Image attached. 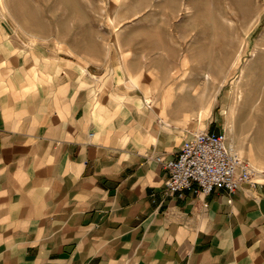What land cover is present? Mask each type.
I'll list each match as a JSON object with an SVG mask.
<instances>
[{
	"label": "crops",
	"instance_id": "obj_1",
	"mask_svg": "<svg viewBox=\"0 0 264 264\" xmlns=\"http://www.w3.org/2000/svg\"><path fill=\"white\" fill-rule=\"evenodd\" d=\"M140 79L0 18V264H264V173L234 194L166 195L154 157L194 128L165 120Z\"/></svg>",
	"mask_w": 264,
	"mask_h": 264
},
{
	"label": "rangeland",
	"instance_id": "obj_2",
	"mask_svg": "<svg viewBox=\"0 0 264 264\" xmlns=\"http://www.w3.org/2000/svg\"><path fill=\"white\" fill-rule=\"evenodd\" d=\"M0 18L56 56L140 76L165 120L223 130L264 171V0H0Z\"/></svg>",
	"mask_w": 264,
	"mask_h": 264
},
{
	"label": "built area",
	"instance_id": "obj_3",
	"mask_svg": "<svg viewBox=\"0 0 264 264\" xmlns=\"http://www.w3.org/2000/svg\"><path fill=\"white\" fill-rule=\"evenodd\" d=\"M155 160L169 173L163 192L172 195L188 190L194 195L209 194L215 187L234 194L243 183H260L264 171L254 168L228 144L223 130L198 129L183 140L177 155Z\"/></svg>",
	"mask_w": 264,
	"mask_h": 264
},
{
	"label": "bare ground",
	"instance_id": "obj_4",
	"mask_svg": "<svg viewBox=\"0 0 264 264\" xmlns=\"http://www.w3.org/2000/svg\"><path fill=\"white\" fill-rule=\"evenodd\" d=\"M206 76L209 78V74H207ZM208 81H210V80H208ZM212 81H213V80H212ZM208 83H209V82H208ZM204 96H205V93L203 92V93H202V96H200V97L203 98ZM234 111H235V110L233 109V110H232V114L235 113ZM232 147H233V146H232Z\"/></svg>",
	"mask_w": 264,
	"mask_h": 264
}]
</instances>
